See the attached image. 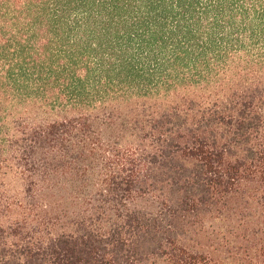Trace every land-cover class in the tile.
<instances>
[{
    "label": "trees",
    "instance_id": "trees-1",
    "mask_svg": "<svg viewBox=\"0 0 264 264\" xmlns=\"http://www.w3.org/2000/svg\"><path fill=\"white\" fill-rule=\"evenodd\" d=\"M0 264H264V0H0Z\"/></svg>",
    "mask_w": 264,
    "mask_h": 264
}]
</instances>
